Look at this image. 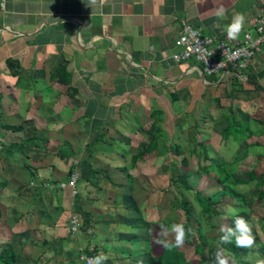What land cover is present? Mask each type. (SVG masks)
<instances>
[{
  "label": "crops",
  "instance_id": "0c3cea01",
  "mask_svg": "<svg viewBox=\"0 0 264 264\" xmlns=\"http://www.w3.org/2000/svg\"><path fill=\"white\" fill-rule=\"evenodd\" d=\"M263 5L0 0V249H11L12 264H85L100 254L103 264H185L190 249L164 248L161 226L187 227L176 201L192 210L189 223L212 212L187 199L195 193L215 199L216 216L224 198L232 202L216 195L225 187L217 163L228 185L263 193L250 206L262 209L264 228V183L246 182L249 172L264 175V44L243 69L209 75L171 59L182 22L218 39L242 13L240 37ZM146 144L154 148L133 159Z\"/></svg>",
  "mask_w": 264,
  "mask_h": 264
},
{
  "label": "built area",
  "instance_id": "2783aa9c",
  "mask_svg": "<svg viewBox=\"0 0 264 264\" xmlns=\"http://www.w3.org/2000/svg\"><path fill=\"white\" fill-rule=\"evenodd\" d=\"M247 26L251 32H244L237 41H233L227 36L213 39L202 35L198 27L182 22L173 43L175 51L171 59L174 62L191 60L206 75L227 69H243L264 44V5L247 20ZM75 179L76 173H73L66 182L72 194ZM78 225L76 217L70 216L69 230L74 232ZM84 261L87 264V260Z\"/></svg>",
  "mask_w": 264,
  "mask_h": 264
},
{
  "label": "rangeland",
  "instance_id": "374dc122",
  "mask_svg": "<svg viewBox=\"0 0 264 264\" xmlns=\"http://www.w3.org/2000/svg\"><path fill=\"white\" fill-rule=\"evenodd\" d=\"M221 187L224 186L221 185ZM233 188H235L239 192V198L236 197L237 198L236 199L232 196V202H229L227 198H224L223 203H221V205H217L216 207V210L219 211V213H221L220 215L217 214L216 216L215 214L210 212L203 214L201 218L199 217L197 219L191 220L190 223L191 228H189V230L187 229L188 240H186L187 243H185V246L187 245L190 250H188L189 254L187 255V261L185 264H198L199 258L194 249L195 248L194 243L196 242L197 238L195 237V235H193L194 233L192 231L195 228L199 229L200 235L206 241V251H207L206 256L210 257V259L208 260L209 261L208 264H211V260L214 257L217 247H222L225 249V254L229 258L230 264H255L258 258L264 259V234L263 235L261 234V230H264V228H262V221L260 219V213H262V209L260 210L258 206L256 207L250 206V202L252 201V199L257 198L255 194L256 189L248 191L249 187H246V185H238L236 187L234 186ZM211 190L212 189L210 187H207L204 190H202L203 191L202 193L206 195ZM175 192H173V195ZM175 196H178L177 192L175 193ZM187 199H191L192 202L196 201L193 195ZM256 201L257 200L255 199L253 203H256ZM230 203L232 206H230ZM228 208L235 209L237 215L243 216L249 222V224L252 226L253 236L255 237L256 240L255 245L250 249L236 248L235 256L234 255L232 256L231 251L225 248L226 245L219 244L221 227L223 226L234 227V217H232L231 219L232 222H231L229 220V218L231 217H228L227 215ZM190 211L192 212V210ZM192 255L194 257H191ZM206 259L207 257L204 259V261L201 259L203 264H207ZM169 264H177V263H169Z\"/></svg>",
  "mask_w": 264,
  "mask_h": 264
},
{
  "label": "clouds",
  "instance_id": "9594fccd",
  "mask_svg": "<svg viewBox=\"0 0 264 264\" xmlns=\"http://www.w3.org/2000/svg\"><path fill=\"white\" fill-rule=\"evenodd\" d=\"M103 3V0H99ZM98 0H89V6H95ZM216 17L218 20L226 18V10L221 7L216 11ZM245 27V16L242 13H235L232 16L231 22L226 26L225 31L228 39L236 40L239 38V34ZM227 215L234 217V227L223 226L220 229L221 235L219 236V244H231L234 242L237 248H252L255 243V237L253 236L252 226L249 222L240 215H237L236 210L233 208L227 209ZM162 228V235L165 237L157 241L166 249L181 248L184 246L187 239V230L182 223H173L170 229ZM173 235V240H168L169 234ZM87 260V264H103L108 257L104 254L97 255L95 257H82ZM211 264H230L229 258L225 254V249L217 247L214 257L211 260ZM255 264H264V259H257Z\"/></svg>",
  "mask_w": 264,
  "mask_h": 264
},
{
  "label": "trees",
  "instance_id": "16d2710c",
  "mask_svg": "<svg viewBox=\"0 0 264 264\" xmlns=\"http://www.w3.org/2000/svg\"><path fill=\"white\" fill-rule=\"evenodd\" d=\"M256 124H259V123L256 122ZM229 128H232V127L230 126ZM227 131H229V130L227 129ZM234 136H236V135H234ZM153 148H154V145H152V144L151 145H149V144L141 145L140 148H139V151L135 155H133L132 158L136 159L142 153L150 152ZM211 167H212V165H211ZM207 168L208 167H206L205 169H207ZM215 168H216V170L218 172L217 176H216L217 183L225 186L222 190H219L216 193V195L225 193L227 195L230 194L233 197H239V194L235 193L234 190H233V185L234 184L232 183V186L228 185L229 183L227 181H228L229 176L225 174L223 165H220V164L217 163V164H215ZM176 181H181L182 184H183L182 185L183 188H185V189H189L190 188L186 184L185 179H182V178L178 177L176 179ZM252 181H254V186L256 188H259L264 183V175L259 174L258 176L255 177L252 172H249V174H248V176L246 178V182H252ZM262 195H263V193L261 191H258L257 194H256L257 198H260ZM195 198H196L197 202L200 204L202 211H204V212L212 211L213 212L212 208L210 207V203H211V201H214L215 199H212V198L203 199L199 195V193H195ZM176 202H179L177 204L179 206H181V208L183 209V211L185 213L186 224H187V227H185V228H187V229L191 228V224L189 223L191 211L188 208V205H187L186 201L180 200V201H176ZM193 233H194L193 235H195V237L197 238L196 242L194 243V246H195L194 249H195V252H196V254L198 255V258H199L198 264H203L201 259L204 261V259L206 257H207L206 263L208 264V262H209L208 260L210 259V257L206 256V253H207V251H206V241L200 235V231H199L198 228H195ZM225 245H226L225 248H227L228 250L231 251L232 256L233 255L235 256V250H236L237 247H235L234 242L231 243V244H225ZM12 262H13V254H12L11 249L7 248V247L1 248L0 249V264H12Z\"/></svg>",
  "mask_w": 264,
  "mask_h": 264
}]
</instances>
